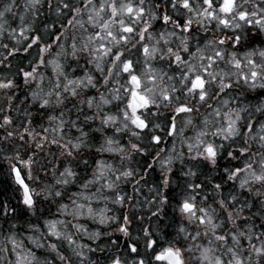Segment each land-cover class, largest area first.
I'll use <instances>...</instances> for the list:
<instances>
[{"label":"snow or ice","instance_id":"snow-or-ice-1","mask_svg":"<svg viewBox=\"0 0 264 264\" xmlns=\"http://www.w3.org/2000/svg\"><path fill=\"white\" fill-rule=\"evenodd\" d=\"M39 4L40 0H30V4L25 7L38 12ZM13 6L14 4H6L3 10H0V20L11 11ZM64 10L71 16L67 19L66 26L73 28L78 26L87 31L85 28V24H87L93 29L88 34L86 41L81 44L80 50L87 51L92 56L91 62L95 63L96 69L101 74L104 72L105 60H110V65L107 68L108 75L103 79L105 84L111 82L118 85L110 89L111 98L121 100L120 93L123 90V96L127 99L124 107L117 109V115L102 117V123L119 121L123 124L124 129H129L131 125L134 129L132 135L139 137L142 131L149 129L150 124L153 131L160 128L159 124H154L149 119V113L153 118L158 117L159 109L163 106L171 108L167 132L173 136L178 131L176 123L178 116L184 115L186 117L185 126H188L192 124L193 114H199V107H206L210 111H206L199 130L195 132L194 137L187 138L189 157L194 160L202 158L213 167L218 166L221 156L229 162H242L243 167L230 164L229 167L223 169L227 180H239V187L241 189L247 187L249 191L255 184L264 187V123L259 121L253 123L250 117H242L241 112L244 109L230 107L227 111H223L222 106L213 108L208 103L209 100H216L217 97L225 94L226 89L233 87L232 76H235L237 81L242 79L249 89L255 90L257 87L264 89V47H246V50L239 51L242 41L250 39L247 32H244L245 29L254 28L257 33H264V0H150L148 3L146 0H100L98 5L94 3V0H77L76 4L73 3V0H59L56 11L58 14L64 15ZM170 10L176 16L175 19L173 15L169 14ZM85 14L87 15L86 20L83 18ZM155 19L162 20L166 29L158 34V38L151 31L150 22ZM20 20L22 25L19 28V39L16 37L17 30L15 28L11 29L12 39H16L17 44L23 40L26 45L22 49L24 52H29L34 46L38 49L37 64L35 66L30 64V71L20 70L25 84H28L29 81H36L38 75L41 80L43 79L42 74H38V68L45 64L44 53L49 52L53 44L60 41L61 36L57 35L52 43H41L42 35H25V32L31 33L33 29L30 24H23V15L20 16ZM213 22L217 31L229 30L232 35L222 37L214 35L211 39L205 40L203 46L198 41L195 50L192 51L190 44L193 31L203 29L207 33L208 25ZM5 23L0 22V34H3L5 30ZM169 24L173 26L171 31H167ZM140 25L142 26L137 31V27ZM194 25L196 29H194ZM241 32L244 34L241 35ZM72 39V54L75 55L77 52L76 37L73 36ZM146 40L148 42H145ZM173 40H179V44L175 48L169 46ZM129 45H131L130 48ZM226 45H230L234 50L227 51ZM2 47L7 55L0 54V64H4L9 57L21 51L19 47H13L11 50L8 49V45H2ZM61 47L63 46L61 45ZM134 51H138L143 58L142 68L140 67L141 61L133 59L131 56ZM157 56L161 62H165L166 58L169 67L175 65L178 71L169 76L162 69L153 67L152 61H155ZM219 62L230 66L232 70L224 71L219 68ZM47 63L54 66L53 70L58 77L63 75V65L55 60H48ZM113 75L116 77L126 76L124 84L119 85L118 79L112 81ZM165 78L168 81L166 84L164 83ZM64 79L63 91L71 96H76L79 88L95 87L93 77L87 72L83 77L68 79L65 76ZM13 87H15L13 80H0V89ZM37 87L39 88V84ZM53 95L57 97V103L62 102L59 79L53 85V89L47 93L48 97ZM31 96L34 100L41 99L45 106L50 103V99H44L40 91L34 90ZM94 99V97L88 98L89 107L92 106ZM9 100L11 101V97ZM100 100L102 104L111 103V100L106 99L103 94H101ZM228 104V100L222 101V105ZM152 108H155L156 111L152 112ZM141 109L145 111L138 114V110ZM256 112L264 115V101L260 102ZM241 120H244L243 124L240 123ZM3 122L0 127L10 125L12 123L11 116L4 115ZM30 123L31 121H29V125ZM62 125L63 121H61V128ZM210 127L214 130L210 131ZM44 131L47 132L48 129H44ZM116 131L119 132L120 128H117ZM183 131V128L179 129L181 134ZM52 132L56 133L57 128H53ZM13 135V132H7V137ZM25 135L35 139V135L29 131V127H25L24 132L19 134L20 140L23 141ZM82 135L84 134L82 133ZM209 136L219 137L220 140L217 142L216 139H209ZM43 139L47 140V136ZM150 139L158 145L162 137L152 134ZM249 140L258 144L259 150L252 151ZM238 142L242 146L234 148L233 145ZM51 143L59 142L53 139ZM81 143L70 141L69 144L62 147L68 155H72V150L78 149ZM107 143L111 145L113 141L109 139ZM36 147H41V145L37 143ZM131 149L139 152L145 151L138 144H131ZM193 152L195 156L192 155ZM157 157H159V153H157ZM12 159L17 163L11 165L10 171L14 174L16 183L22 188V202L26 207L32 208L35 204L34 190L26 183V179H32L33 157L28 156L27 159H23L17 152ZM171 159L172 157H169L164 161L162 166L165 167V170H170L167 166L170 165ZM97 163L98 174L95 179L100 180L103 177L100 169L105 165L103 162ZM20 165H23V168ZM25 169H27L26 175ZM123 175L131 176L132 171H125ZM184 175L192 176L195 173L189 169ZM61 176L65 177L61 182L68 183L67 178L74 176V173L71 168L66 167ZM170 183L167 177L163 178L165 187H168ZM106 186L114 187L111 183ZM204 187L205 182L186 184L183 199L178 202L180 212L196 226L194 234L189 233L185 239L189 236L192 241H197L201 237L208 238V246L189 245L188 250L195 247L200 252L198 258L200 264H264V231H257L254 224L245 225L243 231L239 230L236 221L240 219L244 208L229 210L237 200L234 195L230 196L231 203L226 199L218 201L219 211L224 214V218L218 220L217 208L211 205L201 206L207 200L206 196L201 199L200 204L197 203L198 197L195 193L203 191ZM214 187L219 190L222 185L215 184ZM55 195L60 196L61 193L56 192ZM157 195L161 203L170 200L166 193L157 191ZM116 202L123 203V197L117 195ZM61 207L66 208L67 206L62 205ZM84 207L85 205H75L77 212H81ZM0 209H3L7 214V205L0 204ZM87 210L89 214L93 211L91 207H88ZM124 221L120 231L127 234V216L124 217ZM103 222L102 218L101 223ZM63 224L64 222L59 220L46 221L48 231L55 236L62 235L58 230V225ZM227 225L233 227H227ZM201 227L204 228L203 232L199 230ZM261 228H264V224L261 225ZM186 231L183 226L179 229V233H186ZM149 235L145 230V247L151 250L150 259L146 261L141 257L133 264H186L185 250L177 246L180 241L165 242L159 237L148 238ZM65 238L70 244L75 243L71 234ZM10 239L12 252L16 256L15 264H34L36 259L34 253L18 251L20 245L15 239ZM254 241L256 242L254 243ZM214 243L219 245V248H214L212 246ZM51 247L55 248L56 245H51ZM83 247L81 246V249ZM129 247L132 253L138 254L135 244ZM217 251L220 254H216ZM245 252H247V256H245ZM253 254L257 258L255 261ZM78 255L83 256V250ZM30 257L31 259H29ZM110 264H123V262L119 256H116L111 259Z\"/></svg>","mask_w":264,"mask_h":264},{"label":"rangeland","instance_id":"rangeland-1","mask_svg":"<svg viewBox=\"0 0 264 264\" xmlns=\"http://www.w3.org/2000/svg\"><path fill=\"white\" fill-rule=\"evenodd\" d=\"M30 4V0H7L6 3L0 6V10H3L6 4H14L11 11L5 14V17L0 22L5 23V30L3 34H0V54L7 55L2 45H8V49L11 50L17 44L16 39H12L10 33L11 29L15 28L16 37L19 39V28L22 25L20 16H24L23 24H30L33 31L31 33L25 32L26 36L34 34L42 35L41 42L52 43L54 31L51 30V26H56L57 20L52 19L48 22L42 23V30H37L41 19L35 17V13H32L31 8L26 9V5ZM39 8V7H38ZM46 9L39 8L38 14L45 13ZM47 26V28H46ZM22 44L24 43L23 40ZM30 42V41H29ZM61 45L63 47H61ZM69 50L67 45V36H61L58 43H54L49 52L44 53L45 64L40 65L38 68V74H42L43 79H40V75L37 76L36 81H29L26 84L24 92V103L14 105L16 111H6L4 107L6 89H0V125H3V116L9 115L12 118V123L6 127H0V189L13 188L14 181L11 177L10 167L13 163H16L13 157L19 152L23 159H27L28 156H32L34 163L32 165V179L29 180L35 186L36 184V169L41 166L42 177L41 183L38 187L46 189L47 191L59 192L67 191L70 202L64 203L66 208H59L58 213L51 218L43 220L41 226L35 227V233L28 234L27 249L24 252L31 251L36 253L35 249H41L42 252H56L58 249L64 250L67 253H79L83 250L86 251L89 245H92L93 241H97L100 245V238H104L102 249L106 252L108 258V264L111 259L119 256L122 262L126 264H133L135 260L139 259V255L132 253L130 245L135 244L140 249L145 247V230L150 234L148 238H162L165 242L171 241L174 243L176 239L181 242H185L181 247L184 251V259L186 264H200L199 256L200 252L193 247L188 250L189 245L201 244L208 246V238L201 237L197 241H192L190 236L185 239L189 233L196 231L194 222H189L178 207V202L183 199L184 189L186 184L195 183L201 184L205 182L203 191L195 193L197 195V203L200 204L203 197H207V200L201 206L207 207L211 205L217 208V218L223 219L224 214L219 211L218 201L226 199L230 201V196L234 195L237 200L233 206L229 209L238 210L244 208L241 213V217L236 221V226L239 230L243 231L245 225H255L257 231H264L261 225L264 224V187L259 184L251 186V191L247 187L241 189L239 187V180H217L214 176L206 181L202 180L199 176L201 169L207 170L209 165L205 163L197 162L196 160L186 159L188 154L187 143L188 137H194L195 132L199 130L201 123L195 129L190 136L186 137L183 141L186 145L184 152L180 151L177 158L178 163H174V167L181 172L180 177L175 179L170 177L171 183L169 186L175 187L180 184L179 191L176 193H170L163 185V178L167 176H149L148 178L138 180L137 176L118 178L115 181L109 176V172L114 170L118 162L112 157L114 151L118 152L122 148L118 147V140H120V134L116 131L117 128L126 134L128 129H124L123 124L119 121L104 124L102 123V117L106 115H117V112L113 111L115 107L114 100L108 96H104L106 99H110L111 103L102 104L101 100L95 95H86L84 88L77 90L76 96H71L69 93L63 91L65 83L64 77L68 79H76L83 77L82 68L83 64L77 60L78 49L75 55L72 54V48ZM51 51V52H50ZM59 53V55H57ZM48 60H55L63 65V75L57 76L54 72V66L48 64ZM38 61V49L34 46L29 52L17 53L14 56L8 58L4 64H0V80L11 79L18 80L22 73L21 69L30 71L29 65L35 66ZM57 79L60 82V90L62 92V98L60 103H57V97L55 95L48 97L47 93L53 89V85L56 84ZM39 84V88L37 85ZM40 91L41 96L44 99H50L48 105H43L41 99L34 100L31 96L33 91ZM86 91V90H85ZM18 94V93H16ZM89 97H94V101L91 107L88 106L87 100ZM101 97V96H100ZM99 105V107H98ZM52 117V119H49ZM243 117V116H242ZM248 118V117H247ZM29 121H31L29 125ZM61 121H63L62 128L60 127ZM241 124L244 120H241ZM261 123H264L261 122ZM29 127V131H32L35 135V141L26 135V140H33L38 142L41 147L24 148L20 144L19 134L23 129ZM57 128V132L53 133L52 129ZM44 129H48L47 132ZM214 130L210 127L209 129ZM7 132H13L14 135L7 137ZM82 133L84 135H82ZM47 136V140L43 137ZM55 139L59 143L53 144L51 141ZM111 139L113 143L109 145L107 141ZM209 139H216L219 142L220 138H213L209 136ZM72 143H81L78 149L72 150V155H68L63 145ZM252 151L259 150V145L249 140ZM242 146L239 142L233 147ZM71 147V145H69ZM111 150H108V149ZM115 152V153H116ZM182 153V155H181ZM195 156V153L192 154ZM170 155H163L158 163L156 169L158 173H164L165 167H163L164 161L168 160ZM174 157V156H173ZM171 159L170 166L175 158ZM183 159H181V158ZM224 158L221 156V159ZM200 160V159H199ZM103 162L105 167L100 169L103 173V177L100 180H96L95 176L98 174V163ZM232 166L243 167V163H237L231 161ZM230 166V165H229ZM228 166V167H229ZM71 168L74 176L67 178L68 183H62L65 177L61 176L65 168ZM212 168L213 173L218 171V166ZM189 169L195 175L185 176L184 173ZM27 172V169H26ZM118 182L119 187L114 191L113 188H108L106 185L111 183L114 185ZM215 184H221L222 187L217 190ZM207 190L209 193H206ZM157 191L166 193L170 200L176 199V202L161 203L160 198L157 195ZM61 193V192H60ZM117 195L123 197V203L116 202ZM245 201L247 202L245 204ZM113 202L114 208L121 210V216L119 220V227L109 229L110 219V203ZM75 205H85L81 212H77ZM88 207L92 208V213H88ZM127 216L128 220H137L133 226L126 225L128 231L127 234L120 231V227L125 223L124 217ZM103 218L104 222L101 223ZM59 220L63 221V225H58V230L62 233L61 236L52 235L46 226V221ZM186 228V233H179L180 227ZM227 227H233L227 225ZM110 230V231H107ZM201 232L204 228L199 229ZM114 232L116 234H114ZM71 234L74 244H70L65 237ZM222 234V233H221ZM16 236V234H11ZM113 237H116L118 242ZM210 237V234H209ZM114 241L112 242V240ZM256 241H254L255 243ZM229 243H231L229 241ZM246 244V241H245ZM51 245H56L55 248ZM81 246H84L81 249ZM101 246V245H100ZM214 248H219V245L213 244ZM138 249V250H139ZM216 254H220L217 251ZM247 256V252H245ZM257 258L253 254V260Z\"/></svg>","mask_w":264,"mask_h":264},{"label":"flooded vegetation","instance_id":"flooded-vegetation-1","mask_svg":"<svg viewBox=\"0 0 264 264\" xmlns=\"http://www.w3.org/2000/svg\"><path fill=\"white\" fill-rule=\"evenodd\" d=\"M7 0H0V6L6 3ZM23 2L25 0H22ZM100 0H94V3L97 5L99 4ZM150 2V0H146V3ZM73 3L76 4L77 0H73ZM28 4V3H27ZM51 4V6H50ZM40 0V4L38 5L39 8L42 10L46 9L45 13H41L40 15L35 13V17H38L41 19V23L39 24V28L37 30H42V23L51 21L52 19H55L58 21L55 27L51 26V30L54 31V36L50 38L51 40L55 41L56 36L60 35H66L67 36V45L69 50L70 47L72 48L73 39L72 37H76V45L78 49V56L77 60L81 61L83 66L82 74H85L87 72L89 75L93 77V82L95 87H89L84 88V92L86 95L95 94L99 99L101 94L104 96H108L109 98L112 97V93L110 92V89H112L114 86L113 83H107L105 84V81L103 79L104 76L108 75L107 68L110 65V60H105L104 62V72L101 74L95 66L94 62L92 61V56L89 55L87 51H81V44L86 41L87 36L89 33L93 31V29L85 24V28L87 31H84L80 29L78 26L73 28L71 26H66V21L68 18H71L70 14L64 10V15H60L57 13L56 8L59 4V0ZM35 11L32 10V13ZM170 15H173V18L175 19L176 16L169 11ZM85 20L87 18V15L85 14L83 17ZM106 18V17H105ZM147 19V17H145ZM151 24V31L153 35L157 36L160 32L165 31V25L163 24V21L160 19H155L150 22ZM63 26V27H62ZM137 27V31H139V27ZM172 25H167V31L172 30ZM194 29H196V26L194 25ZM244 32H247L248 36L250 37L249 40L242 41V45L239 49V51L246 50V47H264V33H257V30L254 28H247L244 30ZM244 32H241L240 34L243 35ZM19 33L17 32V35ZM37 34V33H36ZM32 35H35L32 33ZM214 35L218 36H224V35H232V32L229 30L225 31H217L215 27V23L208 25L207 33L203 29L194 30L192 33V39L190 44V49L192 51L195 50V46L197 42L199 41L200 45H204V41L207 39H211ZM138 39V37H137ZM145 42H148L147 40ZM41 43H49L47 42H41ZM179 44V40H173V42L169 45L173 48H175ZM26 46L24 43L22 44V41L20 42V45H15L14 47L21 48V51L19 53H24L22 50L23 47ZM129 48L131 45L128 46ZM227 51H233L234 49L230 45H226ZM51 52V51H50ZM133 59H139L141 61L140 67H143V58L140 56V53L138 51H134L131 54ZM187 57L185 56V59ZM152 65L155 68L162 69L163 71L167 72L169 76H172L175 74L178 69L175 65H172L171 68L166 62H161L159 59V56H157L155 61H152ZM219 68L223 69L224 71H230L232 70L230 66H227L223 62H219L218 64ZM118 70V69H117ZM112 81L119 80V85H123L126 76L116 77L113 75L111 77ZM233 87L230 89L225 90V94H222L221 96L217 97L216 100H209L208 103L212 105L213 108L215 107H221L223 111H227L228 108H236V109H244V111L241 112V116L243 117H250L253 121V123H256L257 121L263 122L264 121V115H262L259 112H256V108L260 105L261 101H264V89H261L257 87L255 90L249 89L248 85H246L243 80L237 81L235 76L231 77ZM15 87L11 89H6L5 93V100H4V107L6 111L12 110L13 112L16 111V107L14 105L23 104L24 103V92L26 84L24 82L23 76H21L18 80H13ZM164 83H168L167 78H165ZM86 90V91H85ZM18 93V94H16ZM121 100H114V108L113 111L117 112L118 108H123L124 105L127 103V99L123 96V90H121ZM9 97H11V101L9 100ZM223 100H228V105H222ZM23 106V105H21ZM145 110L141 109L138 110V114L144 112ZM156 109L152 108V112H155ZM206 111H210L209 109H206V107H199V114H193L192 117V124L185 126V120L186 117L184 115H180L177 117V134L170 136L167 132V126L168 121L171 116V108H164L163 106L159 109V116L153 118L151 116V113H149V119L154 124H159L160 128L153 131L151 124L149 125V129L147 131H142L140 133L139 137H135L132 135V131L134 130L132 126H129V129L126 134H124L121 130L119 131L120 134V140H118V147L122 148V150H119L118 152L114 151L112 153V157L116 160H121V162L117 163V166L114 167V170L109 172V176L112 177V180H116L118 178H124L125 176L123 173L125 171H132V176H137L138 180H142L145 178H148L149 176H167L169 180L170 177H174L175 179H178L180 177L181 172H179L176 167H174V163H178L179 159L177 156L180 151L184 152L186 149L185 143H183L184 139L188 136H190L191 133L195 131V129L199 126L201 121L204 118V115ZM26 127V125H25ZM184 129L183 133L181 134L179 132V129ZM24 132V129L22 133ZM152 134L160 135L162 137L160 143L157 145L154 142L151 141L150 137ZM26 135L24 136V140L20 141V144L25 148L27 146ZM35 141V140H34ZM34 141H28L30 143V147H35L38 142ZM131 144H138L141 148H144L145 151L139 152V151H133L131 149ZM116 152V153H115ZM157 153H159V157H157ZM163 155H170L174 156L175 161L172 162V167L170 166V170H166L164 173H158L156 169V164L158 163L159 159ZM186 159H191L187 155H185ZM181 158V157H180ZM183 159V158H181ZM194 160V159H191ZM197 162L205 163L206 165H209V167L206 169L202 168L201 172L199 173V176L202 180L206 181L214 176V179L217 180H227L226 175L223 172V169L225 167H228L232 162H229L225 160L224 158H220L218 161V171L213 173L211 165L205 161H203L202 158L200 160H196ZM17 163V162H16ZM20 167L23 168V165H20ZM39 170L36 169V184L33 186L29 180L26 179V181L29 183V186L31 189L34 190L33 199L35 201V204L32 208L26 207L22 202V188L15 182L13 175L11 173V177L14 181V187L13 188H3L0 189V204L7 205V214L4 213L3 209H0V264H15L16 256L12 252V243L11 239L13 238L16 240L17 244L20 245V248H18V251H25L27 249V241H28V234L35 233L34 228L35 227H44L41 226V223L43 220H46L48 218H51L52 216H55L56 213H58L59 208L64 203H69V195L67 191H59L61 192L60 196H56L55 192L47 191L46 189H43L41 187H38L41 183V177H42V168L41 166L37 167ZM25 175H26V169H25ZM207 182V181H206ZM200 184V183H199ZM119 187L118 182L114 183L113 190L115 191ZM180 184L178 183L175 187L168 186L167 190L170 193H176L179 191ZM206 193H209L207 190H205ZM170 202H176V199L170 200ZM110 203V219H109V229H114L119 227V220L122 212L118 208H114L115 205L113 202ZM14 210V211H13ZM119 211V212H118ZM135 223H137V220H128L129 226H133ZM124 225V224H123ZM110 231V230H107ZM11 234H16V236H12ZM114 234H116L114 232ZM118 241L116 237H113ZM112 240V242L114 241ZM154 239V238H151ZM104 238H100V245L97 241H93L92 245H89L86 249V251L83 253V256L78 255L77 253H67L64 250L58 249L56 252H42L41 249H35L36 253L35 255V262L34 264H108V258L106 255V252L102 249ZM176 239L174 243L177 241ZM180 241V240H178ZM114 243L117 245L118 242ZM185 242L178 243L177 246L181 247L184 245ZM137 249L138 246H136ZM182 248V247H181ZM26 253V252H25ZM136 254V253H135ZM139 258L143 257L146 261L150 259L151 250L146 249V247L142 246L138 250ZM63 257V259H61ZM31 259V257L29 258ZM123 264H126L123 262Z\"/></svg>","mask_w":264,"mask_h":264},{"label":"trees","instance_id":"trees-1","mask_svg":"<svg viewBox=\"0 0 264 264\" xmlns=\"http://www.w3.org/2000/svg\"><path fill=\"white\" fill-rule=\"evenodd\" d=\"M31 149V148H30Z\"/></svg>","mask_w":264,"mask_h":264}]
</instances>
